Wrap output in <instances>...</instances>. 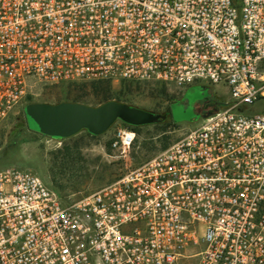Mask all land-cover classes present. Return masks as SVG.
<instances>
[{
	"label": "built area",
	"instance_id": "1",
	"mask_svg": "<svg viewBox=\"0 0 264 264\" xmlns=\"http://www.w3.org/2000/svg\"><path fill=\"white\" fill-rule=\"evenodd\" d=\"M93 81L230 98L78 199L0 165V264H264V0H0V126L36 87ZM110 141L130 160L135 131Z\"/></svg>",
	"mask_w": 264,
	"mask_h": 264
},
{
	"label": "rangeland",
	"instance_id": "2",
	"mask_svg": "<svg viewBox=\"0 0 264 264\" xmlns=\"http://www.w3.org/2000/svg\"><path fill=\"white\" fill-rule=\"evenodd\" d=\"M122 83L112 84L114 98L157 113H168L159 124L140 126L130 160L111 150L108 141L118 128V120L110 130L92 137L87 130L74 136L55 139L28 127L24 108L31 102L59 103L77 101L97 106L101 99L91 93L89 82L41 85L0 126V165L32 170L62 197L81 198L110 183L122 174L127 165L139 164L166 145L199 127L203 110L196 105H215L230 98L228 85L194 84L178 91L156 84L128 83L127 92L119 96ZM117 100V99H114Z\"/></svg>",
	"mask_w": 264,
	"mask_h": 264
},
{
	"label": "water",
	"instance_id": "3",
	"mask_svg": "<svg viewBox=\"0 0 264 264\" xmlns=\"http://www.w3.org/2000/svg\"><path fill=\"white\" fill-rule=\"evenodd\" d=\"M24 112L31 130L55 139L68 138L82 130L99 136L118 120L132 126H145L158 124L168 117V113H157L117 100L97 106L76 101L31 102L26 104Z\"/></svg>",
	"mask_w": 264,
	"mask_h": 264
},
{
	"label": "trees",
	"instance_id": "4",
	"mask_svg": "<svg viewBox=\"0 0 264 264\" xmlns=\"http://www.w3.org/2000/svg\"><path fill=\"white\" fill-rule=\"evenodd\" d=\"M91 84V93L95 96L98 97L99 99H101L100 104L110 101V100H114L117 99V101H121L124 102L123 100H120V98H114L113 95V91H112V83L108 82V81H93V82H89ZM123 85L120 89L119 96H122L123 92L126 93L127 92V84L128 82H121ZM160 86H162L163 88H167L165 85L163 84H159ZM77 102V101H76ZM124 123V122H122ZM159 124V123H158ZM125 126L129 127L130 129H132L135 132H138V129L140 128V126H132V125H128L126 123H124ZM92 137H96L92 134H90ZM109 147L111 144V141H108ZM169 145H166L164 148L168 147Z\"/></svg>",
	"mask_w": 264,
	"mask_h": 264
},
{
	"label": "flooded vegetation",
	"instance_id": "5",
	"mask_svg": "<svg viewBox=\"0 0 264 264\" xmlns=\"http://www.w3.org/2000/svg\"><path fill=\"white\" fill-rule=\"evenodd\" d=\"M211 103L209 102V103H206L205 105H201L200 103H198L197 105H196V108L198 109V110H204L206 107H208L209 105H210Z\"/></svg>",
	"mask_w": 264,
	"mask_h": 264
}]
</instances>
